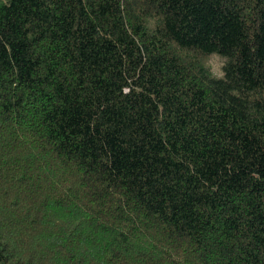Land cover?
Returning a JSON list of instances; mask_svg holds the SVG:
<instances>
[{
	"label": "trees",
	"instance_id": "16d2710c",
	"mask_svg": "<svg viewBox=\"0 0 264 264\" xmlns=\"http://www.w3.org/2000/svg\"><path fill=\"white\" fill-rule=\"evenodd\" d=\"M0 264H264V0H0Z\"/></svg>",
	"mask_w": 264,
	"mask_h": 264
},
{
	"label": "rangeland",
	"instance_id": "374dc122",
	"mask_svg": "<svg viewBox=\"0 0 264 264\" xmlns=\"http://www.w3.org/2000/svg\"><path fill=\"white\" fill-rule=\"evenodd\" d=\"M221 63V60L219 58L213 57L208 60V66L212 69V71H217L218 67Z\"/></svg>",
	"mask_w": 264,
	"mask_h": 264
}]
</instances>
